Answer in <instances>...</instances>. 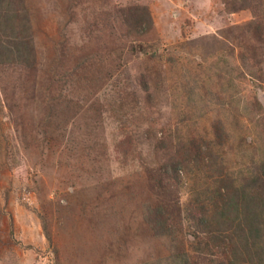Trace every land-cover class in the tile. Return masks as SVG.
Masks as SVG:
<instances>
[{
    "label": "rangeland",
    "instance_id": "1",
    "mask_svg": "<svg viewBox=\"0 0 264 264\" xmlns=\"http://www.w3.org/2000/svg\"><path fill=\"white\" fill-rule=\"evenodd\" d=\"M24 5L34 61L0 66V264H136L163 253L143 205L178 222L190 184L202 185L193 171L180 169L183 186L163 172L178 152L171 92L209 72L218 85L239 82V93L210 81L217 88L199 96L200 129H216L222 170L258 169L264 1L236 12L221 0ZM138 6L152 23L146 16L135 30L128 14Z\"/></svg>",
    "mask_w": 264,
    "mask_h": 264
},
{
    "label": "trees",
    "instance_id": "2",
    "mask_svg": "<svg viewBox=\"0 0 264 264\" xmlns=\"http://www.w3.org/2000/svg\"><path fill=\"white\" fill-rule=\"evenodd\" d=\"M262 1L221 0L228 12L253 11ZM133 10L128 14L132 28L136 30L142 23L148 24L146 16L152 23L146 8L138 6ZM34 57L30 18L24 0H0V66L29 67ZM199 67L195 68L204 69L206 65ZM233 69L239 79L243 77L239 64H234ZM190 71V77L198 74L195 69ZM211 73L201 84L184 82L185 86L182 83L174 86L172 121L178 152L162 165L165 176L181 186L180 169L199 175L202 185L190 184L197 187L192 188L181 205L183 212L178 222H174L171 213L161 205H143V223L164 252L136 264H264V141L255 132L258 169L222 170L218 154L221 145L213 138L216 129L202 131L199 127L202 115L198 111L199 96L210 94V81L217 84L212 81ZM179 76L182 78L181 72ZM219 84L220 89L225 87L227 94L228 87L233 88L234 94L239 93V82L232 78L224 77ZM217 85L210 84L211 92H216ZM140 86L145 93L148 91L144 77ZM185 87H188L186 91H178ZM256 104L263 111L262 106ZM249 121L256 124L259 120L252 114ZM254 128L257 130L256 126ZM260 133L264 138V131Z\"/></svg>",
    "mask_w": 264,
    "mask_h": 264
}]
</instances>
